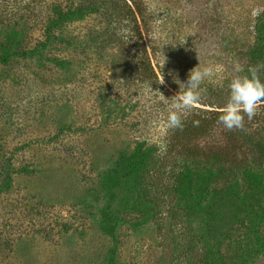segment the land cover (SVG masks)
<instances>
[{
  "label": "rangeland",
  "instance_id": "374dc122",
  "mask_svg": "<svg viewBox=\"0 0 264 264\" xmlns=\"http://www.w3.org/2000/svg\"><path fill=\"white\" fill-rule=\"evenodd\" d=\"M133 1L142 17L128 0H14L0 18V264H264V184L151 157L168 139L158 92L210 68L190 112H220L264 0ZM254 119L264 131V104Z\"/></svg>",
  "mask_w": 264,
  "mask_h": 264
},
{
  "label": "trees",
  "instance_id": "16d2710c",
  "mask_svg": "<svg viewBox=\"0 0 264 264\" xmlns=\"http://www.w3.org/2000/svg\"><path fill=\"white\" fill-rule=\"evenodd\" d=\"M5 1V0H2ZM7 3L10 0H6ZM12 4L4 5L9 7L7 11L3 8L0 12V18L12 17L15 15L19 6L16 2L11 0ZM21 4L34 7L37 0H27V3ZM130 5L134 6L135 18L142 17L143 11L141 5L135 3L133 0H128ZM38 3V2H37ZM1 8V7H0ZM24 8V7H23ZM26 10V9H25ZM128 17H130L128 15ZM50 16L48 17V19ZM50 24H55L51 19ZM46 39H48L46 37ZM45 43H41L43 46ZM240 49L239 66L236 69L237 75L241 74L238 69H243L244 73L258 64H264V11L258 13L253 25V41L251 44ZM24 55L26 53H23ZM22 54V55H23ZM30 56L35 55V52L29 53ZM27 56V55H25ZM9 59H0L2 63H6ZM262 80H264V70L259 73ZM157 80L156 75L153 77ZM193 111L196 109H192ZM197 112L200 110H196ZM220 112L210 113L205 112L202 116L189 112L184 120L183 127L178 129H168V139H166L165 146L161 149L152 147V151L156 152L157 161L167 160L169 157H176L181 161L189 163L192 167V174L215 172L214 183L232 184L235 186L244 185L245 187H253L254 185L264 184V131L262 127L254 128L253 130L232 129L229 130L218 123V116ZM193 121H199L198 125H194ZM254 117L249 120L245 117L244 126L253 125L255 123ZM217 135V137H216ZM223 139L226 144H218V139ZM213 141L206 145L205 141ZM199 141H201L199 143ZM198 143V144H197ZM204 144V145H201ZM206 145V146H205ZM205 146V147H204ZM173 173L166 172L167 176H172ZM189 172L177 175L178 182L185 179Z\"/></svg>",
  "mask_w": 264,
  "mask_h": 264
},
{
  "label": "clouds",
  "instance_id": "9594fccd",
  "mask_svg": "<svg viewBox=\"0 0 264 264\" xmlns=\"http://www.w3.org/2000/svg\"><path fill=\"white\" fill-rule=\"evenodd\" d=\"M261 70H264V64L252 66L246 73L243 69H238L241 74L230 80L226 102L217 118L218 123L223 127L229 130L243 129L245 117L251 120L256 115L259 106L264 104V80L259 75ZM212 76V69H201L196 66L188 73L186 83H181L179 80L175 81L179 85V91L171 99H165L158 92L159 96L168 102L164 123L165 129H182L185 116L201 103L202 83L206 78ZM159 83H163L162 73ZM193 123L198 125L199 121H193Z\"/></svg>",
  "mask_w": 264,
  "mask_h": 264
}]
</instances>
